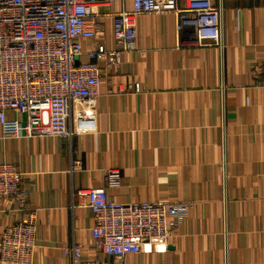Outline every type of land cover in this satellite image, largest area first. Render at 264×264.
<instances>
[{"label": "crops", "instance_id": "crops-1", "mask_svg": "<svg viewBox=\"0 0 264 264\" xmlns=\"http://www.w3.org/2000/svg\"><path fill=\"white\" fill-rule=\"evenodd\" d=\"M217 3L223 53L180 47L174 15L140 16L138 50L124 54L117 71L101 65L95 131L71 141L0 140V163L25 172L38 210L35 264H70L62 250L72 244L95 258L92 213L74 193L104 187L110 169L121 172V186L107 189L114 201L192 204L164 252L131 257L130 264H264V0ZM100 22L109 38V18ZM92 47L84 42L85 50ZM73 159L80 162L74 170ZM4 204L0 236L21 217Z\"/></svg>", "mask_w": 264, "mask_h": 264}, {"label": "built area", "instance_id": "built-area-1", "mask_svg": "<svg viewBox=\"0 0 264 264\" xmlns=\"http://www.w3.org/2000/svg\"><path fill=\"white\" fill-rule=\"evenodd\" d=\"M116 3L122 5L119 11L101 13ZM169 14L176 18L180 47H216L223 53L222 6L217 0H0V140L71 141L95 131L101 65L117 71L122 56L138 50L140 16ZM102 16L111 23L109 38ZM87 41L93 43L90 50L84 48ZM82 56L86 61L77 62ZM79 106L89 112H78ZM8 111L24 120L9 119ZM78 166L73 159L72 169ZM105 176L104 187L74 193L80 207L92 213L91 249L96 256L88 259L83 245L72 244L62 250L70 264H130L131 257L164 252L192 204L117 202L107 189L121 186V172L110 169ZM24 177L16 164L0 163V200L11 214L21 216L0 236V264H35L40 247L38 210L31 207Z\"/></svg>", "mask_w": 264, "mask_h": 264}]
</instances>
